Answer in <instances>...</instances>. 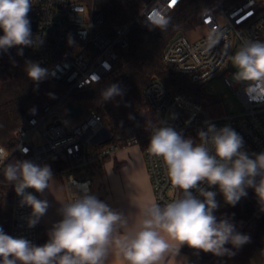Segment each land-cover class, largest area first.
<instances>
[{
	"label": "clouds",
	"instance_id": "obj_1",
	"mask_svg": "<svg viewBox=\"0 0 264 264\" xmlns=\"http://www.w3.org/2000/svg\"><path fill=\"white\" fill-rule=\"evenodd\" d=\"M32 5L33 0H0V52L18 47L17 54L23 55L24 47L43 43L32 36L28 18ZM146 22L150 29L163 31L170 19L157 11L147 14ZM68 43H74L71 36ZM230 59L236 69L233 80L245 84L251 102H264V41L245 40ZM25 72L37 86L49 75L48 69L32 61L25 62ZM91 80L99 83L97 76ZM123 95L124 89L113 83L101 91L99 102ZM148 123L152 131L147 151L161 159L175 190L169 201L160 203L152 196L142 203L131 199L137 211L126 214L80 187L74 198L57 200L61 219L52 224L43 245L15 238L0 228V264H189L181 256L185 246L197 253L233 257L236 252L232 249L249 243L250 236L238 232L230 218H217V193L204 186L218 187L230 206L252 188L264 211V152L245 151L243 138L229 126L209 124L206 131L198 132L199 143H194L164 122ZM10 155L0 144L3 179L21 197L20 206L31 208L27 226L32 228L50 205L27 190L43 196L55 183L53 172L47 164L10 160Z\"/></svg>",
	"mask_w": 264,
	"mask_h": 264
},
{
	"label": "built area",
	"instance_id": "obj_2",
	"mask_svg": "<svg viewBox=\"0 0 264 264\" xmlns=\"http://www.w3.org/2000/svg\"><path fill=\"white\" fill-rule=\"evenodd\" d=\"M107 2L33 0L28 14L31 32L43 43L37 47H24L23 55L17 54L18 47L6 53L0 52V76L10 77L25 71L18 64L32 61L49 70L47 80L61 82L67 87L55 103L42 106L41 115L32 109L26 112L17 128V144L10 157L19 152L25 160L49 165L53 174L64 177L70 198H74V192L80 187L97 197L92 190L91 176L99 173L97 167L121 146L110 141L106 119L96 108L89 107L84 120L70 126L66 118L67 102L72 100L75 91L95 84L92 76H97L100 82L113 70L118 50L128 46L134 25L148 29L147 14L153 15L158 11L167 18L183 0H175L174 3L173 0H144L138 15L120 25L107 23ZM204 9L210 11L201 12V22L196 28H203L205 33L192 40L182 32L167 43L162 60L173 73L187 76L193 84L202 85L216 76L222 77L239 99L243 110L212 119L200 101L174 88H167L156 79L147 84L145 94L161 122L181 132L185 138H192L194 143H199L198 132L206 131L209 124L217 128L229 126L243 138L245 151L250 154L264 152V102H251L244 91L245 84L233 80L236 69L226 67L234 45L263 37L262 4L259 0H240L227 5L226 0H219L216 5ZM0 35H3L2 31ZM69 36L74 41L71 46ZM134 144L141 145V141L130 137L126 146ZM147 146L143 147V154L148 175L155 198L164 203L175 195V190L167 179L163 162L151 156ZM3 186L10 187L13 192L14 221L10 235L39 245L42 236L39 222L32 228L27 226L31 208L20 206L21 197L16 195L14 186L1 180L0 203L5 193ZM204 187L210 191L218 188ZM27 191L38 195L32 189ZM214 214L219 218L221 211L216 210Z\"/></svg>",
	"mask_w": 264,
	"mask_h": 264
},
{
	"label": "trees",
	"instance_id": "obj_3",
	"mask_svg": "<svg viewBox=\"0 0 264 264\" xmlns=\"http://www.w3.org/2000/svg\"><path fill=\"white\" fill-rule=\"evenodd\" d=\"M219 0H183L167 18L170 23L166 30L148 28L143 30L134 25L126 48L118 50V58L113 70L99 83L92 84L73 93V101L95 100L101 107L111 134L110 141L126 146L130 137L141 141L142 147L149 144L152 125L161 122L160 116L151 106L146 94L147 84L156 79L167 88H174L197 101L203 100L200 85L190 82L187 76L173 73L163 62L162 54L167 43L174 35L196 28L201 22V12L206 6L216 5ZM240 0H226V4H234ZM264 10V0H259ZM144 0H108L106 20L109 25H120L132 21L141 11ZM264 40V31L263 37ZM118 83L124 89L122 97L100 103V93L108 85ZM67 87L61 82L43 80L38 86L30 80L25 71L17 72L0 85V143L13 152L16 147V131L24 120L26 112L32 109L41 115L42 106L55 103ZM132 117L131 119L129 117ZM108 158V157H107ZM106 158V159H107ZM10 160H25L24 156L15 152ZM259 179V178H257ZM0 180L4 181L2 171ZM4 197L0 203V228L8 235L11 233L13 216V192L10 187L3 186ZM247 196L242 197L235 205L228 204L221 210L220 217H228L235 224L236 230L250 236V242L242 246L233 257H216L210 253L194 252L183 247L189 255V264H251L255 252L263 247L264 211H261L256 194L252 188L246 189ZM218 218V219H219ZM42 235L39 243H46ZM232 248L231 245H226Z\"/></svg>",
	"mask_w": 264,
	"mask_h": 264
},
{
	"label": "crops",
	"instance_id": "obj_4",
	"mask_svg": "<svg viewBox=\"0 0 264 264\" xmlns=\"http://www.w3.org/2000/svg\"><path fill=\"white\" fill-rule=\"evenodd\" d=\"M97 170L101 173V181L94 192L100 200L114 209L126 214L134 213L137 209L131 203V199L142 203L149 196L155 197L144 160L142 145L134 144L120 147L105 159L97 167ZM53 176L55 183L50 190L46 191L43 196L37 195L40 199H47L50 205L46 215L39 221L42 235L46 240H48L47 232L52 224L61 219L57 212L60 207L57 200L70 199L64 177L55 174ZM181 256L186 257L187 260L189 258V255L182 249Z\"/></svg>",
	"mask_w": 264,
	"mask_h": 264
},
{
	"label": "rangeland",
	"instance_id": "obj_5",
	"mask_svg": "<svg viewBox=\"0 0 264 264\" xmlns=\"http://www.w3.org/2000/svg\"><path fill=\"white\" fill-rule=\"evenodd\" d=\"M204 33L205 30L200 27L186 31L185 35H187L190 39L195 40ZM240 46L241 45H234L231 56L234 55V53L238 50ZM18 65L19 68L25 69V64L19 63ZM226 67L228 69H235L231 64V59H229ZM8 79H9L8 76H0V85H2ZM200 91L201 93H203L204 96L203 100L201 101L203 105V109L212 119L220 118L222 116L227 115L230 112L239 113L243 110V107L239 99L234 94L233 90L228 86H226L222 77L216 76L209 82L200 85ZM75 103L83 107L84 113L78 118H74L71 115L67 114L66 118L70 126L81 123L84 120L85 115L87 113V109L89 107L96 108L101 113V109H100L101 105L95 100L86 99L81 102L76 101ZM105 123L107 128L109 129V126L107 125L106 121ZM88 147L90 148L91 146L88 145ZM91 177L93 179L92 190L96 191L101 181L100 179L101 173H97L96 175H92ZM215 192L217 193L216 200L219 204L217 210L221 211L225 207L226 203L224 201L223 195L220 194L218 188L215 190ZM262 244L264 246V239L262 241ZM262 253H264V247L259 248L257 252L254 254L252 259L253 261L252 264H264V255H262Z\"/></svg>",
	"mask_w": 264,
	"mask_h": 264
},
{
	"label": "water",
	"instance_id": "obj_6",
	"mask_svg": "<svg viewBox=\"0 0 264 264\" xmlns=\"http://www.w3.org/2000/svg\"><path fill=\"white\" fill-rule=\"evenodd\" d=\"M181 34H182L181 31L177 32V33L175 34V36L170 40V42L173 41L175 38L179 37ZM178 77H180V75H178ZM82 111H83V107H82L81 105H74V103H73L72 100H69V101L67 102V113H68L69 115H71L72 117H74V118H78V117H80L81 114H82ZM246 223H247V222H246ZM246 223H245V224H246ZM245 224H244V225H245ZM244 225L240 228V230L244 227ZM240 230H239V231H240ZM239 231H238V232H239Z\"/></svg>",
	"mask_w": 264,
	"mask_h": 264
},
{
	"label": "snow or ice",
	"instance_id": "obj_7",
	"mask_svg": "<svg viewBox=\"0 0 264 264\" xmlns=\"http://www.w3.org/2000/svg\"><path fill=\"white\" fill-rule=\"evenodd\" d=\"M175 2V0H173V3Z\"/></svg>",
	"mask_w": 264,
	"mask_h": 264
}]
</instances>
